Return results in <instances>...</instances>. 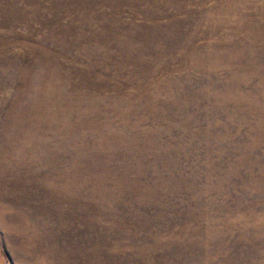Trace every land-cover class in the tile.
<instances>
[{
    "label": "rangeland",
    "instance_id": "obj_1",
    "mask_svg": "<svg viewBox=\"0 0 264 264\" xmlns=\"http://www.w3.org/2000/svg\"><path fill=\"white\" fill-rule=\"evenodd\" d=\"M0 264H264V0H0Z\"/></svg>",
    "mask_w": 264,
    "mask_h": 264
}]
</instances>
